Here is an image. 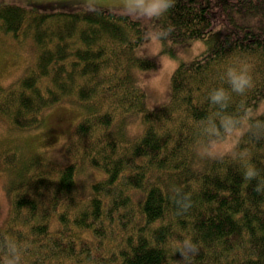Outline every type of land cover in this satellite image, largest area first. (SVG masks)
Masks as SVG:
<instances>
[{"label":"trees","instance_id":"16d2710c","mask_svg":"<svg viewBox=\"0 0 264 264\" xmlns=\"http://www.w3.org/2000/svg\"><path fill=\"white\" fill-rule=\"evenodd\" d=\"M67 1L51 4L76 5ZM156 23L172 29L162 41L206 46L174 68L167 102L152 109L135 77L155 65L134 52L152 31L144 23L107 8L0 3V35L27 42L33 56L0 83V117L26 131L62 100L81 111L57 163L18 138L0 150L10 200L0 244L16 241L22 264H264V191L254 190L264 179V128L240 145L260 173L251 182L240 158L197 155L206 117L218 115L213 89L229 90L228 112L264 98V0H176ZM228 67L250 69L244 96L231 93ZM86 167L99 176L84 184ZM5 256L0 247V264Z\"/></svg>","mask_w":264,"mask_h":264},{"label":"rangeland","instance_id":"374dc122","mask_svg":"<svg viewBox=\"0 0 264 264\" xmlns=\"http://www.w3.org/2000/svg\"><path fill=\"white\" fill-rule=\"evenodd\" d=\"M56 1L61 0H0V3H16L44 12L75 11L93 7L107 8L117 12L121 3V0H68L65 3L76 5L68 7L64 4H51ZM205 46V42L201 39L189 42L162 41L151 31L149 37L134 49L137 56H150L155 59V65L152 68L135 70V77L145 90L146 104L149 108L156 109L167 102L170 94V77L174 68L180 62L192 59ZM32 59V51L27 42L17 43L10 36L0 35V83L8 84L21 76ZM145 70H148L151 75L141 78ZM80 115L78 106L72 100L66 99L47 109L43 124L33 130L17 131L11 128L6 119L0 117V150L13 145L15 138H18L27 150L43 152L57 163L64 157L61 146ZM138 129L139 123L136 119H131L130 133H136ZM201 148L200 146L198 150L200 151ZM98 176L99 171L96 169L86 167L78 171L79 180L84 184ZM9 209L10 200L5 186V174L0 170V225L5 222Z\"/></svg>","mask_w":264,"mask_h":264},{"label":"clouds","instance_id":"9594fccd","mask_svg":"<svg viewBox=\"0 0 264 264\" xmlns=\"http://www.w3.org/2000/svg\"><path fill=\"white\" fill-rule=\"evenodd\" d=\"M175 3L176 0H121L117 13L144 23L148 30L151 28L156 38H161L169 35L172 29L170 27L164 28L156 22L174 8ZM150 75L151 73L145 70L141 74V78L150 77ZM225 75L231 93L244 96L254 87L248 67L239 69L228 67ZM209 97L214 111L218 115H209L205 119L207 123L204 132L207 139L200 149L199 155L202 158L207 157L218 161L233 157L240 158L244 166L243 179L248 182L257 179L260 173L255 165L248 161L247 153L241 150L240 145L244 137L250 132L256 134L254 129L264 128V120L261 119L264 117V100H261L255 108L245 104L239 111L228 112L227 109L231 101V94L228 89L223 86L217 87L209 93ZM259 137L261 136L257 135V138ZM254 190L257 192L264 191V179L258 181ZM16 244L17 242L12 240L3 241L0 244L6 253L5 264H22V256L19 254ZM184 249L191 250L190 245L185 244L183 249H178L181 251V255H183Z\"/></svg>","mask_w":264,"mask_h":264}]
</instances>
